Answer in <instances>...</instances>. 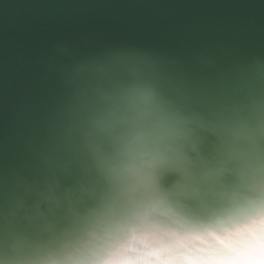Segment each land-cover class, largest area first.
I'll list each match as a JSON object with an SVG mask.
<instances>
[{"label": "snow or ice", "instance_id": "snow-or-ice-1", "mask_svg": "<svg viewBox=\"0 0 264 264\" xmlns=\"http://www.w3.org/2000/svg\"><path fill=\"white\" fill-rule=\"evenodd\" d=\"M161 169L177 176L178 199L238 193L236 182L246 196L233 202L235 223H197L193 235L166 230L172 239L142 252L85 240L117 190L134 189L140 200L156 190ZM141 212L122 223L134 227ZM239 224L245 238L234 242ZM0 264H264V65L192 95L165 87L153 62L132 51L85 69L44 187L20 193L0 176Z\"/></svg>", "mask_w": 264, "mask_h": 264}, {"label": "water", "instance_id": "water-1", "mask_svg": "<svg viewBox=\"0 0 264 264\" xmlns=\"http://www.w3.org/2000/svg\"><path fill=\"white\" fill-rule=\"evenodd\" d=\"M117 51L149 58L171 90H223L264 65V0H0V176L20 193L44 187L74 81ZM157 175L156 190L140 200L134 189L117 190L85 240L142 252L170 240L162 231L235 223L233 202L246 196L236 182L238 193L178 199L177 176ZM133 208L142 212L126 227ZM237 227L232 237L244 233Z\"/></svg>", "mask_w": 264, "mask_h": 264}, {"label": "bare ground", "instance_id": "bare-ground-1", "mask_svg": "<svg viewBox=\"0 0 264 264\" xmlns=\"http://www.w3.org/2000/svg\"><path fill=\"white\" fill-rule=\"evenodd\" d=\"M157 198H158V197H157ZM146 199H147V200H151V201H153V202H155V203H158V201H159V200H156V199H155V196H153V197H151V196H147ZM153 218H154V217H153ZM162 232L165 233V231H162ZM176 232H177V231H176ZM243 232H245V230H244ZM179 233H181V232H179ZM184 233H185V234H188V235H193V233H191V232H189V231H186V232H184ZM166 238L172 239V238H170V236H167ZM244 238H245L244 233H241V232H239V234L237 233L236 236L231 237V239H232L234 242H242V241L244 240ZM188 242H189V243H192V244H195V245H197V246L200 245V241H199V240H196V241H194V240H189ZM138 251H140V250H138Z\"/></svg>", "mask_w": 264, "mask_h": 264}]
</instances>
